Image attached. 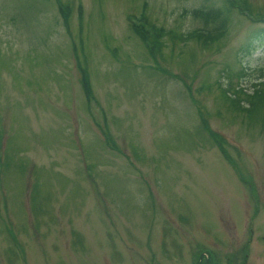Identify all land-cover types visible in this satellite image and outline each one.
Returning <instances> with one entry per match:
<instances>
[{
    "label": "rangeland",
    "instance_id": "1",
    "mask_svg": "<svg viewBox=\"0 0 264 264\" xmlns=\"http://www.w3.org/2000/svg\"><path fill=\"white\" fill-rule=\"evenodd\" d=\"M61 1L68 27L56 0H0V264H264V126L219 90L229 69L247 89L264 76L255 25L234 10L203 48L175 35L221 0ZM144 13L172 32L153 56L131 27Z\"/></svg>",
    "mask_w": 264,
    "mask_h": 264
},
{
    "label": "trees",
    "instance_id": "2",
    "mask_svg": "<svg viewBox=\"0 0 264 264\" xmlns=\"http://www.w3.org/2000/svg\"><path fill=\"white\" fill-rule=\"evenodd\" d=\"M221 7L212 6L210 8H203L196 10L194 12L196 18L202 20L205 24V29L201 31H195L187 36H176L178 40H197L202 44L203 48H211L218 43L226 32V26L228 23V18L234 10L242 15H245L250 19V21L255 25L254 30L249 36L248 42V53L250 51L257 50L261 46H264V12L260 11L256 13L253 11V7L250 4L249 0H221ZM57 9L60 13L63 22L68 27V21L71 14V8L68 4H64L61 0H56ZM263 12V13H261ZM140 22V25L131 24L134 32L141 38L143 43L148 48L149 53L153 56L152 53L156 51L160 52L163 47H165L164 36L172 35V32L166 31L164 28H158L156 25L151 24L149 18L144 13L141 17L136 18ZM136 19L133 17L131 21L134 23ZM148 25V26H147ZM209 25L212 26V29L209 28ZM151 27V30L150 28ZM78 64V69L80 71V86L82 92L85 96V99L89 102L94 98V92L92 85H90L88 73L85 67ZM246 75V68L243 66L239 71H233L229 69L227 74L228 76V85L219 86L221 92V100L223 104L227 106L229 111L239 115L244 116L246 120L251 125H259L260 127L264 126V76L260 77L254 81L251 88H243L235 84V80ZM201 118L204 123H202V130H199L202 134L206 132L209 136L215 141L220 151L223 155L232 162L230 156L228 155L224 147V139L217 133L213 132L210 129L209 124L207 123V118L204 113H201ZM264 128V127H263ZM105 137L107 143L114 149L119 151V148L116 144L110 139V136L106 135ZM33 193L35 194L33 196ZM32 208L34 210L35 201L40 198V185L37 183L34 185L32 190ZM11 233L12 230H10ZM247 248L244 249V254L247 253ZM209 253V252H208ZM197 264H220L215 260L212 253L205 254L199 253L195 254ZM236 259L231 258L229 264H236Z\"/></svg>",
    "mask_w": 264,
    "mask_h": 264
}]
</instances>
